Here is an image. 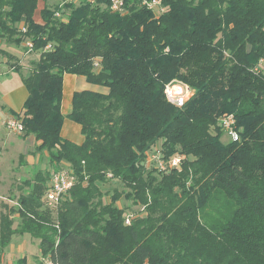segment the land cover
Wrapping results in <instances>:
<instances>
[{
    "label": "trees",
    "instance_id": "16d2710c",
    "mask_svg": "<svg viewBox=\"0 0 264 264\" xmlns=\"http://www.w3.org/2000/svg\"><path fill=\"white\" fill-rule=\"evenodd\" d=\"M144 1L123 0L120 13L109 0H0V56L11 57L2 42L26 41L39 55L15 119L51 167L0 213V264L16 234L50 264H264V0H161V14ZM64 75L107 90L73 94L79 145L60 135ZM172 82L193 92L181 108L164 94ZM224 114L238 141H220ZM156 154L163 170L147 161ZM58 170L73 184L49 214ZM109 183L123 189L103 193ZM120 198L142 210L126 213Z\"/></svg>",
    "mask_w": 264,
    "mask_h": 264
},
{
    "label": "rangeland",
    "instance_id": "374dc122",
    "mask_svg": "<svg viewBox=\"0 0 264 264\" xmlns=\"http://www.w3.org/2000/svg\"><path fill=\"white\" fill-rule=\"evenodd\" d=\"M61 0H46V4L55 8L57 4H60ZM77 6V4H74ZM43 6V3H39V8ZM68 11H66V14ZM4 51L7 52L9 59L4 56H0L2 61L1 69L3 74L0 75V213H7L9 209L16 210L18 208L19 199L22 195H25L28 191V187L25 185V181L31 180L36 171H51V167L48 161V155L45 150L37 153L34 159L36 167L31 168L23 164V158L27 155L28 151H34V141L29 138H22L21 136H15L9 134L3 129L1 122L5 120L6 113L3 111V106H6L2 102V97L13 93V91L22 88V78L29 75L27 71H11L7 70L8 65H18L19 69L31 68V60H38V53H31L21 59L24 54V45L16 46L14 44H7L2 42L1 44ZM175 83V82H172ZM177 84V83H175ZM24 90V89H23ZM230 137L226 133H221L220 141L222 143L230 142ZM159 146V145H157ZM22 155V158L19 156ZM63 168L67 167L62 165ZM151 169V166L148 167ZM32 181V180H31ZM117 188L122 190L116 183H109L102 187L103 193L108 192L111 194L113 189ZM108 198V197H107ZM44 203V199H42ZM117 206L121 208H127L126 213L135 214L142 210L141 207L135 206L131 201H126L120 198L117 202ZM42 210L53 211V208L45 207L42 204ZM213 213V211H210ZM54 214V212H52ZM52 214V215H53ZM10 218L13 220V227H16L20 220L17 218V214H10ZM2 264H48V260L42 258V253L39 248V241L30 237L29 235L16 234L12 237L10 244L5 248L3 253Z\"/></svg>",
    "mask_w": 264,
    "mask_h": 264
},
{
    "label": "built area",
    "instance_id": "2783aa9c",
    "mask_svg": "<svg viewBox=\"0 0 264 264\" xmlns=\"http://www.w3.org/2000/svg\"><path fill=\"white\" fill-rule=\"evenodd\" d=\"M88 3L94 4L95 0H61L59 6H64L65 4H79ZM148 10L152 11L155 14H161L164 11L161 0H151L144 1L142 3ZM110 10L113 12H122L124 10L123 0H109ZM56 17H60L59 13L55 14ZM24 32V30H23ZM26 52H32V45L29 41H26L24 44ZM49 46L45 48L48 50ZM164 94L167 101L177 108H181L184 103L192 96V90L184 84L181 83H169L165 86ZM217 125L221 129L222 133H226L232 141H238L239 136L236 131L235 120L232 115L224 114L217 120ZM4 127L6 131L10 134H22L23 126L15 118H8ZM148 162H155L156 166L163 170L165 165L160 161L159 154L150 155L147 159ZM179 165V159L174 158L169 161V167H177ZM73 178L71 172L65 170L54 171L50 175V179L47 185V190L44 195L45 204L48 207L54 208L60 204L64 196L67 195L69 189L72 187ZM50 264V263H48Z\"/></svg>",
    "mask_w": 264,
    "mask_h": 264
},
{
    "label": "crops",
    "instance_id": "0c3cea01",
    "mask_svg": "<svg viewBox=\"0 0 264 264\" xmlns=\"http://www.w3.org/2000/svg\"><path fill=\"white\" fill-rule=\"evenodd\" d=\"M31 53L32 52L27 53L24 50V54H22L21 59L19 58V60H24L25 57ZM36 61L31 60L30 64H32L33 62H36ZM1 64H2V61L0 60V75L3 74V72H4L1 69ZM4 64L7 66L6 69L10 70V72L15 70L13 65H8L6 63H4ZM29 70L30 69H23V67H22V68H20L19 71H27L29 73ZM21 82H22V79H21ZM23 89L22 88L17 89L15 91H13V93L7 94V95L2 97V102L6 105V106H3V111H5V113H6V118L4 121L1 122L3 129H5L4 123L8 118H12V117L15 118L17 115H19L21 113L22 105H23L24 100H25L26 95H27L24 86H23ZM84 90L103 93V94H105L107 92V90L105 88L88 84L85 81V79L81 76L64 75L63 82H62V102H61V113L64 116V120L62 123L60 135L63 139L70 141V142L77 144V145L81 144L83 141V137L80 134V127L78 125L74 124L73 122H71L70 120H68L66 118V115L71 110V100H72L73 94L76 92L84 91ZM5 131H6V129H5ZM12 135L21 136L18 134H12ZM27 138L32 139L34 141L35 147H34V151H31V152L28 151L27 155H25V157L23 158L22 161H23V164L26 165V168L28 166L31 168H35L37 161L34 159V157H35V155H37L36 147L39 145V142L34 140V138L31 136L27 137ZM24 139H26V138H24ZM19 158H22V155H20ZM39 171H41V170H39Z\"/></svg>",
    "mask_w": 264,
    "mask_h": 264
}]
</instances>
